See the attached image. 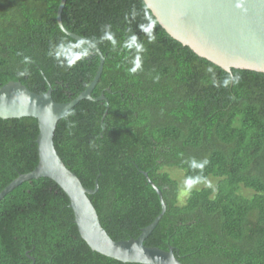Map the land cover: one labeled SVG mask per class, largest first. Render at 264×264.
Segmentation results:
<instances>
[{"label":"trees","instance_id":"obj_1","mask_svg":"<svg viewBox=\"0 0 264 264\" xmlns=\"http://www.w3.org/2000/svg\"><path fill=\"white\" fill-rule=\"evenodd\" d=\"M60 2L0 0V88L15 81L44 94L50 84L54 100L69 103L94 80L99 56L59 28ZM62 22L106 57L92 96L104 93L108 103L82 101L59 122L55 146L85 188L98 180L90 200L109 236L137 239L160 215L146 172L167 204L147 247H174L183 264H264V74L231 75L200 58L168 35L144 0H67ZM132 36L143 51L125 46ZM137 55L141 69L131 74ZM38 135L33 118L0 119V193L37 167ZM166 168L195 184L219 182L181 205L180 184ZM31 257L124 264L82 240L68 196L50 179L0 201V264H33Z\"/></svg>","mask_w":264,"mask_h":264},{"label":"water","instance_id":"obj_2","mask_svg":"<svg viewBox=\"0 0 264 264\" xmlns=\"http://www.w3.org/2000/svg\"><path fill=\"white\" fill-rule=\"evenodd\" d=\"M67 0H61L57 23L64 34L91 48L100 59L97 74L87 89L69 103H57L53 88L37 94L21 82L11 81L0 88V119L33 118L37 120L39 162L31 173L20 175L1 193L0 201L26 182L50 179L68 196L79 234L90 249L124 264H183L175 248L165 251L147 247L151 236L167 212L163 192L143 172L148 184L159 196L162 211L155 221L142 230L137 239L113 240L101 224L90 196L99 191L83 186L79 177L64 163L55 146L60 121L82 101L106 102L104 93L94 98L93 92L103 74L106 57L100 48L64 27L62 14ZM159 25L170 37L188 47L197 56L232 75L233 70L264 74V0H144ZM110 92V90H107ZM108 114V109L104 117ZM33 264L35 259L31 257Z\"/></svg>","mask_w":264,"mask_h":264},{"label":"rangeland","instance_id":"obj_3","mask_svg":"<svg viewBox=\"0 0 264 264\" xmlns=\"http://www.w3.org/2000/svg\"><path fill=\"white\" fill-rule=\"evenodd\" d=\"M165 172L169 173L171 177L177 180L180 184V197L179 202L181 205H184L190 194L195 191H201L206 188H215L219 182L217 178L210 177L209 179L203 181L202 183L194 184L190 189L185 185V172L181 171L178 168H166Z\"/></svg>","mask_w":264,"mask_h":264},{"label":"clouds","instance_id":"obj_4","mask_svg":"<svg viewBox=\"0 0 264 264\" xmlns=\"http://www.w3.org/2000/svg\"><path fill=\"white\" fill-rule=\"evenodd\" d=\"M106 38H107L108 40H111L113 43H115V40L113 39V36H112L111 34H107V33H106ZM154 39H155L154 36H151V37H150V40L154 41ZM136 41H137V38H136L135 36H132L130 42L127 43L125 46H126L127 48H133V47H135L136 50H137V52L143 51V46L137 44ZM133 65H134V66L131 67V68L129 69V72H130L131 74H134V73H136L138 70L141 69V59H140V56H139V55H137V56L135 57V59H134V61H133ZM25 74H26L25 72H21V73H20L21 76H23V75H25ZM228 82H229V81L226 80V81H225V84H227ZM233 82H238V78H234ZM206 163H207V161H204L203 163L198 164V165H197V164H193V167H199V168L202 169ZM197 182H198L197 179H193V178L189 177V178H187V179L185 180V185H186V187H188V188L190 189V188H191L192 186H194V184L197 183Z\"/></svg>","mask_w":264,"mask_h":264}]
</instances>
